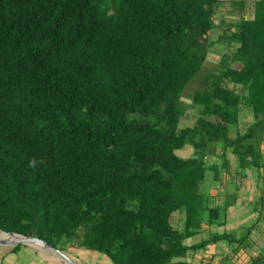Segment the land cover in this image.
I'll return each mask as SVG.
<instances>
[{
    "label": "trees",
    "instance_id": "16d2710c",
    "mask_svg": "<svg viewBox=\"0 0 264 264\" xmlns=\"http://www.w3.org/2000/svg\"><path fill=\"white\" fill-rule=\"evenodd\" d=\"M223 2L0 0V229L60 249L80 239L112 264H186L212 243L247 246L251 228L188 242L226 224L247 170L263 179L264 205V0L221 37L224 61L192 96L198 117L179 126ZM245 107L253 121L233 136ZM187 146L189 157L177 153ZM208 171L215 183L229 175L222 204L200 189Z\"/></svg>",
    "mask_w": 264,
    "mask_h": 264
},
{
    "label": "rangeland",
    "instance_id": "374dc122",
    "mask_svg": "<svg viewBox=\"0 0 264 264\" xmlns=\"http://www.w3.org/2000/svg\"><path fill=\"white\" fill-rule=\"evenodd\" d=\"M223 4L220 6V9L218 10V14L215 16V22L216 28L209 34L210 40L214 41L215 44L212 46L208 53L207 61L205 62V67L203 72L199 75L197 79L193 82V84L188 85L187 90L183 93V103L186 108V114L182 117L179 126L184 128L188 126H192L197 117H198V108H195L192 104V96L201 88H204L205 85V75L213 70H217L218 67L223 63V54L227 52L228 50V44L224 39H221L222 36H226L231 32L232 28L231 25H234L235 22L240 20L242 16L244 17H252V7H250L249 0H245L243 9L236 3V0H223ZM229 23V27L225 24ZM246 109V110H245ZM240 123L238 127L234 128L232 130V135L235 136L237 131L244 132L249 124L253 121V114L249 107H245L243 112L240 116ZM193 152L192 147H185L183 150L178 151L177 153L183 157H189ZM228 158L231 160V167L230 170L232 173H234L235 170V158L234 155H232L230 152L228 153ZM208 163L216 162L219 165L222 164L223 160L221 158H214V157H208L207 158ZM212 172L208 171L206 180L204 181V184H201L200 189L202 192L205 190L211 191V195L213 198L210 200V205L214 204H222L223 203V196L224 189L226 186V181L229 180V175L226 174V172L223 173L222 180L219 183H215L212 181ZM234 175L241 181V178L234 173ZM247 179L245 180L246 188L248 187L253 188L255 190L259 187V182L263 181L262 178H259L257 173L254 171L247 170L246 172ZM238 181V180H237ZM229 189L232 190L231 186H229ZM247 198L242 199V205H236L232 206L228 209L227 217L229 216V219L231 218L232 222H230V226L238 225L239 222H237V217L239 220L245 216V223L253 222L252 217H255V214L252 215L250 209L248 208V203H250L251 198L254 197L256 205L254 206V209L256 210L259 207V199L254 192L251 193V190H247ZM252 208V206H251ZM245 211V215H241V213ZM236 217V218H235ZM227 219V218H226ZM184 221H185V215L182 212H174V214L171 217V222L174 227L178 229L184 228ZM229 221V220H228ZM259 226L264 227V218L260 221ZM237 227V226H236ZM84 232V229H80V238L82 237ZM80 240V239H79ZM79 240L73 244H67L64 246V251H66L72 258L77 260L78 264H93L87 262L88 260H83L80 256H77V253H82L83 247L79 245ZM190 241V240H189ZM188 241V242H189ZM85 249V248H84ZM100 253V252H98ZM261 253H264V249H262ZM102 254V253H100ZM229 251L225 248L222 249L221 252L214 254L212 256L213 263L210 264H229L220 263L221 260H224L226 255H229ZM99 255V254H97ZM252 255V254H251ZM104 256V254L100 255ZM76 257V258H75ZM203 257V255H202ZM255 257V256H253ZM196 257L193 258L195 260ZM54 261L61 262L59 259V256L50 250H46L45 253H41L37 251L36 249H33L31 247H28L26 245H21L20 247L16 246H2L0 245V264H50ZM216 262V263H215ZM243 264H249L250 260L246 257L245 260H243ZM62 264V263H60ZM107 264H110L109 261ZM194 264V263H192ZM199 264V263H198ZM202 264V263H201Z\"/></svg>",
    "mask_w": 264,
    "mask_h": 264
},
{
    "label": "crops",
    "instance_id": "0c3cea01",
    "mask_svg": "<svg viewBox=\"0 0 264 264\" xmlns=\"http://www.w3.org/2000/svg\"><path fill=\"white\" fill-rule=\"evenodd\" d=\"M243 2L245 0H236L237 2ZM254 0H249L250 2V7H252V3ZM253 17V12L251 13ZM251 18V17H250ZM260 184V182H259ZM254 188V187H253ZM248 187L247 190H251V193L253 194L254 192L256 193L258 199H259V193L257 190L253 191L254 189ZM247 190H243V192L240 193V196L237 200L236 205H242V199L247 198ZM211 193V191H210ZM251 201L248 203V208L251 211V214L254 215L255 217H252V221L250 223H245L244 221L246 218L243 216L241 220L237 217V222H239L238 225L235 226H230V222H232L231 218L229 219V216L226 219V224L224 226L220 227H209V226H204L202 232L193 238L190 239L189 244L193 243H198L200 242L203 238H207L210 233L213 232H219V233H230L233 234L236 239H238L242 233L247 231V228H251V232L248 238L247 246L245 248H239L237 249V244L238 243H232L229 244L227 240L224 241H219L217 243H212L209 244L204 250H198V251H190L188 255L182 259L186 264H210L213 263V258L214 254L219 253L222 251L223 248L227 249L229 251V255H226L224 260V263H229V264H243V260L246 259V257L250 260L253 256H257L261 253L262 249H264V227L261 228L259 226L260 221L262 218H264V205H259V207L255 210L254 206L256 205L254 197H250ZM252 206V208H251ZM241 215H245V211L241 213ZM236 218V217H235ZM229 220V221H228ZM237 226V227H236ZM82 253H77V256H80L83 260H88L87 262L93 263V264H107L109 261L110 264L111 261L104 255L100 256L102 254L92 251V250H87L83 248ZM99 254V255H97ZM252 254V255H251ZM203 255V257H202ZM196 257L195 260L193 258ZM76 258V257H75ZM77 261V260H76ZM180 261V260H179ZM177 261L175 264H181L178 263ZM61 262L54 261L50 264H60ZM216 263V262H215ZM223 264V263H222Z\"/></svg>",
    "mask_w": 264,
    "mask_h": 264
},
{
    "label": "water",
    "instance_id": "95a60500",
    "mask_svg": "<svg viewBox=\"0 0 264 264\" xmlns=\"http://www.w3.org/2000/svg\"><path fill=\"white\" fill-rule=\"evenodd\" d=\"M26 245L41 253H45L46 250L55 252L62 264H78V262L72 258L66 251L60 248H55L48 244L45 240L31 236L23 235L15 232H6L0 229V245L2 246H15V245Z\"/></svg>",
    "mask_w": 264,
    "mask_h": 264
}]
</instances>
